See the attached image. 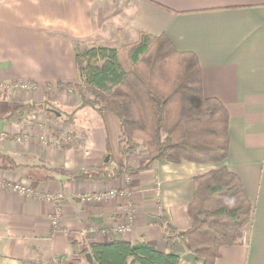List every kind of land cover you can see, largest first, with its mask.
<instances>
[{"label":"crops","instance_id":"crops-1","mask_svg":"<svg viewBox=\"0 0 264 264\" xmlns=\"http://www.w3.org/2000/svg\"><path fill=\"white\" fill-rule=\"evenodd\" d=\"M99 2L0 0V134L7 137L0 141V184L34 191L24 197L0 188V264H84L83 246L114 241L144 242L165 253L160 221L178 231L190 228L192 179L206 166L153 162L114 180L65 181L63 174L102 167L107 151L121 163L116 118L80 108L75 94L60 90L78 82L75 45L109 47L99 44ZM126 11L130 42L139 33L165 37L176 52L194 55L204 97L217 100L228 115L221 166L239 180L251 214L246 241L220 247L214 264H264V0H133ZM22 83L33 90L19 91ZM48 91L63 112L79 109L75 116L82 123L75 131L82 139L63 142L74 127L47 118L49 112L21 123L4 120L18 105L41 103ZM145 162L141 154L126 164L138 169ZM124 189L129 197L92 201ZM128 219L130 232H117ZM175 246L179 264H201Z\"/></svg>","mask_w":264,"mask_h":264},{"label":"trees","instance_id":"trees-1","mask_svg":"<svg viewBox=\"0 0 264 264\" xmlns=\"http://www.w3.org/2000/svg\"><path fill=\"white\" fill-rule=\"evenodd\" d=\"M74 51L80 108L89 107L100 115L109 111L118 119L122 162L111 170L106 164L63 174L66 182H100L128 175L137 171L126 164L128 159L141 154L146 163L138 170H146L153 162L212 166L192 179L194 191L187 209L190 228L178 231L160 221L165 253L144 242L114 241L83 246L79 257L84 264H88L86 254L94 264H179L178 242L201 264H214L219 248L236 244L248 228L251 205L239 180L221 166L228 151V115L217 100L204 97L196 57L176 52L165 37L143 33L119 49L75 45ZM41 111L67 124L74 122L66 118L69 115L48 108L46 99L16 106L4 120L21 123ZM202 235L208 244L197 243Z\"/></svg>","mask_w":264,"mask_h":264},{"label":"rangeland","instance_id":"rangeland-1","mask_svg":"<svg viewBox=\"0 0 264 264\" xmlns=\"http://www.w3.org/2000/svg\"><path fill=\"white\" fill-rule=\"evenodd\" d=\"M99 1L100 2L98 4H96V8L94 10L96 26H99V29L101 30V36H100L99 44L104 45V46H109V47H112L115 49H119L123 46L134 43V42H130L131 40L127 36L126 29H125V23H127V20H128L127 16H126V15H128L126 8L130 7V5H132L133 0H99ZM96 15H97V17H96ZM23 86L24 87L27 86V89L23 88ZM18 90L22 91V92H24V91L28 92L30 90L32 91L33 87L28 83H22L18 87ZM60 90H63L66 94L71 95V96H73L75 94L80 99V96H79L80 89L77 88V84L75 86H68V87L62 88ZM0 91H2L1 88H0ZM48 93H49V91L45 94L46 96L44 98V100L46 99L47 107L50 109H55L56 111H59L61 114L69 115L66 118L73 119V121H74L72 123L67 124L63 120H61V122H63L64 124L71 126V127L72 126L74 127L65 133L66 134L65 138H64L65 141H63V142L71 143V142H74L75 140L78 141V140L82 139V137L80 138V135L78 136L76 131H75V126L80 122L82 123V120H80L78 117L75 116L76 112L79 109L73 110L70 112L68 111V113L63 112L62 108L58 107V105L55 103L53 97L51 98V96ZM84 94L87 96V93L84 92ZM85 108L91 109L89 107H85ZM91 110H93V109H91ZM103 114H110L114 118H116L109 111H105ZM45 116L47 118L50 116L52 118V121L55 120V118H56L53 113H51L50 115H45ZM116 120L118 121L117 118H116ZM118 124H119V122H118ZM119 128H120V126H119ZM46 131H48V130H46ZM70 137H72V138H70ZM6 138H5V140H6ZM84 138H86V137H84ZM137 143H138V145H141V142H137ZM118 145H119V137H118ZM118 154H119V152H118ZM113 155L114 154L111 151H107L105 153L104 161H105L106 157H109V159H108L107 163L103 164V166L107 164L106 169H108V170L113 169L115 167V165L117 164L114 160ZM140 156H137V157H140ZM140 168H138V169H140ZM138 169H137V171H134L132 173L142 171V170H138ZM211 169H212V166L208 165V166H206L204 171L208 172ZM110 193H115V196H108ZM104 195H105V198L102 199V201H107V200L109 201V200L115 199L116 197H129L130 191L128 189H124L121 191L109 192L108 194L106 193ZM106 196H108V198H106ZM92 201H96V200L93 199ZM128 218H130V216H128ZM126 224H129V226L131 227L132 220L128 219L127 222L123 224V226L120 225L117 227H124ZM247 232H248V228L245 231L241 232L237 239L241 242H245L246 238H247L246 237ZM206 239L207 238L202 235L201 238H197V243L202 244V245L208 244V241ZM81 251H82V249H81Z\"/></svg>","mask_w":264,"mask_h":264},{"label":"built area","instance_id":"built-area-1","mask_svg":"<svg viewBox=\"0 0 264 264\" xmlns=\"http://www.w3.org/2000/svg\"><path fill=\"white\" fill-rule=\"evenodd\" d=\"M23 88L27 89V86H23ZM6 138V135L4 134H0V141H3L5 140ZM6 188V189H9L19 195H22L24 197H32L34 196V191L29 187V186H26V185H23V184H6L5 186L1 185L0 184V188ZM108 196H115V193H110ZM108 196H106V198H108ZM46 201L48 202H53V201H56V199H54L53 197H50V196H45L43 197ZM105 198V195H102V196H99V197H95L94 200L96 201H100L102 199ZM57 217L58 215L56 216V218L52 221V225L55 226L56 223H57ZM117 232L119 233H128L130 232V226L129 224H126L124 227H120L119 229H117Z\"/></svg>","mask_w":264,"mask_h":264},{"label":"water","instance_id":"water-1","mask_svg":"<svg viewBox=\"0 0 264 264\" xmlns=\"http://www.w3.org/2000/svg\"><path fill=\"white\" fill-rule=\"evenodd\" d=\"M104 162H105V163L108 162V157L105 158V161H104ZM85 260H86V262H87L88 264H94L93 259H92V257H91L90 254H86V255H85Z\"/></svg>","mask_w":264,"mask_h":264}]
</instances>
